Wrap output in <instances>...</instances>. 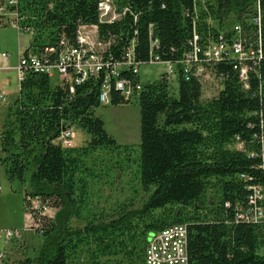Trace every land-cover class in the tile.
Masks as SVG:
<instances>
[{
    "label": "trees",
    "instance_id": "1",
    "mask_svg": "<svg viewBox=\"0 0 264 264\" xmlns=\"http://www.w3.org/2000/svg\"><path fill=\"white\" fill-rule=\"evenodd\" d=\"M99 2L18 0L6 9L30 35L23 55L48 56L51 62L61 41L74 42L81 26H96L112 61H123L134 39L132 57L140 65L179 60L195 44L230 45L237 36L254 52L245 62L247 81L228 55L204 64L221 79L218 94L206 100L201 76L185 79L178 65L174 94L169 76L142 82L139 73L121 70L140 89L124 99L111 81L109 103L138 102L135 148L119 144L95 114L100 78L52 84L46 74L26 70L0 132V165L10 182L23 184L28 174L25 208L28 199L38 201L30 213L43 241L33 257L16 264H147L149 234L174 224L187 227L186 264H264V0H111L120 14L112 22L100 16ZM258 16L259 25L253 21ZM229 17L235 24L227 29ZM74 127L89 139L63 146L62 130ZM131 162L148 194L141 205L134 207L130 199L106 209L94 201L96 184L112 182L113 167L124 170ZM253 186L263 193L259 220L239 216L253 208ZM48 207L55 209L53 216L43 213ZM73 219L84 224L73 226Z\"/></svg>",
    "mask_w": 264,
    "mask_h": 264
},
{
    "label": "built area",
    "instance_id": "2",
    "mask_svg": "<svg viewBox=\"0 0 264 264\" xmlns=\"http://www.w3.org/2000/svg\"><path fill=\"white\" fill-rule=\"evenodd\" d=\"M17 2L18 0H4L5 5L3 6L4 8L0 9V12L5 13L4 10L7 6L16 5ZM99 10L100 16L105 21L112 22L120 17V14L114 12L111 0H100ZM9 13L16 17L15 12ZM13 20L15 21L13 22L14 25L19 29L17 19L13 18ZM253 21L259 25V16L255 17ZM86 27L88 26H81L77 30L76 45H69L61 41V44L67 47H62L53 62L49 61L48 56L19 55L18 63L14 68L19 71L20 78H23L26 70L44 73L49 77H53L55 72L60 80L69 79L74 84L82 83L90 77H96L101 80L99 92L101 104H106L110 101L111 81H113L114 90L124 99H133L137 90L140 89V84L136 83L135 90L131 83L132 79L122 76L120 71L125 69L134 74L139 73L141 63L136 62L132 57L134 39L130 41L126 58L123 61H112L105 55L109 43L99 41L97 34L93 37L94 40H91L86 32ZM236 29L239 30L238 27ZM197 38L198 36L195 35V39ZM46 50L48 53L54 52L53 48ZM227 55L238 61L239 77L246 83L248 68L245 62L250 58H254V52L252 48H246L238 40L237 36L230 45L223 40L218 43H212L206 48H200L195 44L193 49L179 60L162 61L155 58L151 59L150 62L166 64V76L175 74L176 66L178 65L183 77L189 79L191 74L201 76V71L205 69V63L217 62ZM0 56L6 57L7 54L2 52ZM2 97L3 94L0 92V98ZM73 137L74 131L72 128H64L59 138L63 146L70 147L73 146ZM238 147L242 148L243 145L239 143ZM252 190L253 194L250 199L254 203L253 208H248L244 214L242 213L239 216L246 219L259 220L263 216V208L258 205V201L262 200L263 193L259 186H253ZM20 231L17 228H0V264H11L9 250L12 243L19 239ZM145 261L147 264H186V225L174 224L160 231L150 233L145 248Z\"/></svg>",
    "mask_w": 264,
    "mask_h": 264
},
{
    "label": "rangeland",
    "instance_id": "3",
    "mask_svg": "<svg viewBox=\"0 0 264 264\" xmlns=\"http://www.w3.org/2000/svg\"><path fill=\"white\" fill-rule=\"evenodd\" d=\"M4 5L3 2L0 5V9L4 8ZM4 11L6 14L0 20V53L4 52L8 56L0 57V67L2 66L0 68V92L3 94V97L0 98V132L8 107L12 105L18 95L19 84L22 80L19 71L14 67L18 63L20 52L21 54L24 52L30 41V35L21 32L10 21L13 20V15L7 9ZM226 23L227 29H230L235 24L232 17H229ZM86 32L90 39L94 40L93 37L97 34V29L91 25L86 27ZM95 46L97 45L95 44ZM4 66H8V68H4ZM166 69L167 66L164 63H144L139 67V76L142 82L153 81L163 74L166 75ZM58 78V75L54 72V76L51 77L52 84H59L60 80ZM168 79L171 93L174 94L177 87L176 74L170 75ZM201 82L202 100L215 97L221 89V79L207 69L201 71ZM95 114L103 120L107 133L119 144L131 145L135 148L139 147L140 109L136 100L118 106L110 103L101 104L95 109ZM73 130L74 146L85 144L89 139L88 133L81 128L74 127ZM133 157L134 155H132ZM103 159L107 160L108 157ZM113 159H111L112 163H114ZM124 167V170L116 166L113 167L110 171L112 182H99L96 184L94 201L99 200L100 205L106 209L120 201L130 202V199L133 202L131 205L139 207L148 196L141 189L136 177L135 163L131 162ZM26 189H28V174L23 184L18 181L10 182L0 165V228H17L21 230L19 239L12 243L9 250L11 264H16L18 260L26 257H33L43 241V237L33 228L35 221L30 213V210L37 206L38 201L36 199H28L30 205L25 208L24 193ZM54 212V208L43 209V213L47 216H53ZM83 224L84 221L82 220L73 219L72 221L73 226H81ZM114 258V256H105L104 260L112 261Z\"/></svg>",
    "mask_w": 264,
    "mask_h": 264
},
{
    "label": "bare ground",
    "instance_id": "4",
    "mask_svg": "<svg viewBox=\"0 0 264 264\" xmlns=\"http://www.w3.org/2000/svg\"><path fill=\"white\" fill-rule=\"evenodd\" d=\"M10 6H15V5H10ZM2 15H5L6 13H1ZM12 23L13 22H15L14 20H10ZM109 22V21H108ZM14 24V23H13ZM94 27H96V26H94ZM17 28V27H16ZM18 29V28H17ZM19 29H20V27H19ZM97 29V28H96ZM66 44H69V45H76V39H75V41L74 42H68V41H66V40H63ZM61 44V43H60ZM62 45V47H67V46H65V45H63V44H61ZM36 55V54H35ZM8 56V55H7ZM6 56V57H7ZM20 56H25V55H23V53L21 54V52H20ZM0 57H2V56H0ZM2 67V66H1ZM0 67V68H1ZM4 68H8V66H4ZM129 73V72H128ZM54 76V75H53ZM59 80H60V78H58ZM87 80V79H86ZM244 210V209H243Z\"/></svg>",
    "mask_w": 264,
    "mask_h": 264
}]
</instances>
